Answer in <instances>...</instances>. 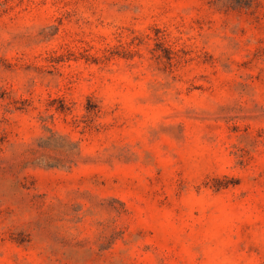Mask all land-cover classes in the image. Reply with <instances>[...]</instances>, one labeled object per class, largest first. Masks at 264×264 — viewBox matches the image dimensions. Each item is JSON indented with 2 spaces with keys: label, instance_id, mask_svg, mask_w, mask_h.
<instances>
[{
  "label": "rangeland",
  "instance_id": "rangeland-1",
  "mask_svg": "<svg viewBox=\"0 0 264 264\" xmlns=\"http://www.w3.org/2000/svg\"><path fill=\"white\" fill-rule=\"evenodd\" d=\"M0 264H264V0H0Z\"/></svg>",
  "mask_w": 264,
  "mask_h": 264
}]
</instances>
